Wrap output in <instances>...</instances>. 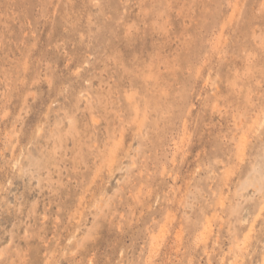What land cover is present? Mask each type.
I'll return each instance as SVG.
<instances>
[{
    "label": "rangeland",
    "instance_id": "374dc122",
    "mask_svg": "<svg viewBox=\"0 0 264 264\" xmlns=\"http://www.w3.org/2000/svg\"><path fill=\"white\" fill-rule=\"evenodd\" d=\"M0 264H264V0H0Z\"/></svg>",
    "mask_w": 264,
    "mask_h": 264
}]
</instances>
